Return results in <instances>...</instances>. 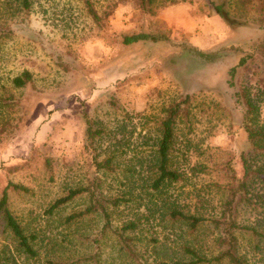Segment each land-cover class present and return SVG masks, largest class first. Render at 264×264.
I'll return each mask as SVG.
<instances>
[{"label":"rangeland","instance_id":"374dc122","mask_svg":"<svg viewBox=\"0 0 264 264\" xmlns=\"http://www.w3.org/2000/svg\"><path fill=\"white\" fill-rule=\"evenodd\" d=\"M87 1L98 20L89 14ZM171 1L153 12L143 11L138 0H30L27 9L15 0L2 5L9 36L0 50V95L13 94L9 110L20 122L14 134L0 133V194L8 181L27 188L9 190V207L25 232L33 234L38 252L29 258L16 249L0 214L4 264L71 261L94 250L95 244L77 238L74 230L90 232L100 227V219L65 224L82 199L47 214L57 197L95 174L92 155L83 148V113L106 130L94 143L99 158L109 146L117 154L116 171L103 174V187L113 195L134 189L130 196L135 201L114 212V224L137 213L143 228L138 237L147 240L138 244L133 258L104 240L99 246L105 264H172L176 256L172 233L181 234L183 228L170 229L159 212L147 218L145 207L153 204L144 190L158 118L171 101L190 95L188 113L177 126L175 155L184 176L169 194L184 198L188 193L193 201L204 198L220 209L229 168L243 173L241 154L250 145L241 126L242 107L230 96L239 92L264 122V0H216L223 2L219 11L208 0ZM163 30L165 40L122 43L126 33ZM23 70L31 73L30 82L11 88V78ZM193 165L203 169L192 170ZM133 178L137 184H128ZM249 185L252 205L239 208L240 221L249 227L238 236L239 251L248 264H264L263 176ZM215 233L207 225L199 237L210 243ZM151 237L160 243L154 246Z\"/></svg>","mask_w":264,"mask_h":264},{"label":"trees","instance_id":"16d2710c","mask_svg":"<svg viewBox=\"0 0 264 264\" xmlns=\"http://www.w3.org/2000/svg\"><path fill=\"white\" fill-rule=\"evenodd\" d=\"M9 0H0V50L4 40L8 35V29H4L6 21L4 17V7ZM22 8H29L30 0H15ZM167 1V0H166ZM216 11H219L221 4L216 0H208ZM141 8L145 12H153L156 6L164 4V0H138ZM176 2L172 0L171 3ZM89 14L98 20V15L93 6L87 1ZM166 30L159 33L133 32L121 36L125 45L141 41L156 42L165 40ZM235 66L229 70L230 84L233 85ZM32 75L28 70H23L20 74L13 76L10 80L11 88L25 87L31 80ZM190 95H185L180 100L171 101L164 107L163 115L158 118L159 136L154 148V161L151 168V177L148 178V188L144 183V190L150 195L151 207L146 205L147 218L155 217L156 213L161 214V220L166 219L170 229L182 227L181 234L172 233L176 245V256L171 258L172 264H248L247 259L239 251L238 236L241 231L249 227L244 225L240 219L239 208L245 205H252L248 197V187L253 179L263 176L264 180V122L253 113V105L241 100L240 93L235 91L230 96V100L237 107H242L239 111L241 126L246 133L250 145L249 151L241 154L243 173L239 176L234 168H229V178L226 184L222 185L225 197L221 199L220 209H215L210 202L204 198H197L195 201L188 198H179L169 194L173 185L179 183L184 174L176 161V144L179 138L177 126L179 120L188 113ZM15 97L9 91L0 95V133L7 136L15 133L20 119L11 114L9 107L14 106ZM6 107H8L6 109ZM186 108V111H185ZM6 109V110H5ZM185 111V112H184ZM84 132L83 148L90 153L95 164V174L86 183L69 187L64 195L57 197L47 208V214L52 215L68 204L82 199V204L69 212L65 217V224L68 227L78 225L84 220L100 219L102 221L99 228L85 230H74L77 238H87L94 245V250L84 255H79L71 261L61 258V260L48 259V264H105L102 259L100 244L103 241H112V245L119 246L118 251L133 258L137 255V246L145 239L138 237L141 227V216L132 213L130 217L121 220L120 223L113 222V214L120 207L127 208L130 201H135L130 194L134 192L133 187H129V193L113 195L103 187L102 176L113 174L116 170L117 154L110 146L106 147L103 158H99V153L95 152L94 143L97 139L104 137L106 130L95 126L87 113H83ZM109 134V133H108ZM198 171L203 169L201 165H193L191 169ZM199 168V169H198ZM183 174V175H182ZM134 178L128 184H137ZM216 186H218L216 184ZM27 191V188L19 183L8 181L0 194V214L4 219V227L16 244V249L22 251L29 258L37 257V250L33 242L32 233H26L23 225L9 207V190ZM125 194V195H124ZM129 194L128 197L126 195ZM139 206L136 207V211ZM153 225V224H152ZM210 225L215 230L211 242L202 240L199 231L203 227ZM255 230L256 228L253 227ZM256 233L258 231H255ZM151 241L156 246L160 241L157 237H151ZM147 241V240H145ZM146 244V243H143ZM163 245V244H161ZM158 250H162L158 248ZM0 264L4 260L0 251Z\"/></svg>","mask_w":264,"mask_h":264},{"label":"water","instance_id":"95a60500","mask_svg":"<svg viewBox=\"0 0 264 264\" xmlns=\"http://www.w3.org/2000/svg\"><path fill=\"white\" fill-rule=\"evenodd\" d=\"M222 14H223V17H224L226 20H228V21H230V22H233V21H234V20H231V19L227 16V14H226L225 12H223Z\"/></svg>","mask_w":264,"mask_h":264}]
</instances>
